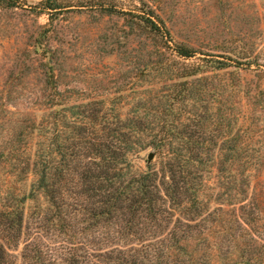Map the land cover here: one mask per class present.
<instances>
[{"label": "trees", "instance_id": "16d2710c", "mask_svg": "<svg viewBox=\"0 0 264 264\" xmlns=\"http://www.w3.org/2000/svg\"><path fill=\"white\" fill-rule=\"evenodd\" d=\"M20 5L0 0V11ZM40 6L36 15L49 23L35 27L34 42L13 59L9 90L0 92V112L30 104L10 112L9 134L0 138L7 174L0 264H264L261 200L251 193L263 157L256 146L261 66V81L239 98L222 78L232 64L177 42L145 3L136 10L85 0ZM86 10L123 21L122 44L101 48L122 67L114 93L70 87L75 76L55 26ZM150 149L156 163L137 168ZM213 171L215 187L207 184ZM104 230L106 250L65 258L43 235L74 241Z\"/></svg>", "mask_w": 264, "mask_h": 264}, {"label": "rangeland", "instance_id": "374dc122", "mask_svg": "<svg viewBox=\"0 0 264 264\" xmlns=\"http://www.w3.org/2000/svg\"><path fill=\"white\" fill-rule=\"evenodd\" d=\"M42 1L19 0V8L0 11V92L9 90L8 86L4 87V83L11 75L13 59L17 54L23 55L34 42L29 38L35 27L49 23L47 15H36L41 10ZM85 1L98 4L102 2L124 10H136L141 8L143 3L150 6L164 20L177 42L189 44L201 54L214 55L217 59L232 64L228 69L229 73L222 75V78L229 82L231 90L237 92L239 98H242L243 92H252L255 81L259 78L258 73H263L260 69L264 70V0ZM100 16L96 10H86L82 13L74 11L66 15L60 25L55 24V27L58 30L56 38L65 42V56L70 63L69 73L75 76L70 87L87 93L106 95L117 90V81H121L118 71L122 67L118 57L106 56L101 48L109 41L122 44L123 21L117 17ZM112 36L115 37L111 39ZM196 61L197 59L190 62ZM250 62L254 63L249 64ZM258 65L261 66L260 69ZM260 78L263 83L264 73L260 74ZM29 106L27 102L19 101L17 105L5 106L7 111L0 112V138L9 134L13 117L10 112H24ZM257 124V131L261 130V135L256 141V146L263 157L260 168L254 172L251 193L261 200V216L264 219V115L257 120ZM151 153L155 151L150 149L140 156L136 161L137 168H147ZM157 160L155 157L151 163H156ZM6 175V172L0 169V191L6 186ZM214 178L213 171L208 176V186L215 187L217 183ZM67 179L69 187L72 188L74 177L67 176ZM23 188L22 190H27L28 185ZM211 193L209 191V194ZM34 225L35 221L32 219L30 227ZM43 235L44 241L55 250L59 258L67 257L68 252L85 254L86 251L92 252L94 249L106 250L109 246L105 241V230L104 233L97 231L91 235L83 233L74 238V241H70L66 235Z\"/></svg>", "mask_w": 264, "mask_h": 264}, {"label": "water", "instance_id": "95a60500", "mask_svg": "<svg viewBox=\"0 0 264 264\" xmlns=\"http://www.w3.org/2000/svg\"><path fill=\"white\" fill-rule=\"evenodd\" d=\"M154 158H155V154L154 153L149 154L148 162L151 163Z\"/></svg>", "mask_w": 264, "mask_h": 264}]
</instances>
